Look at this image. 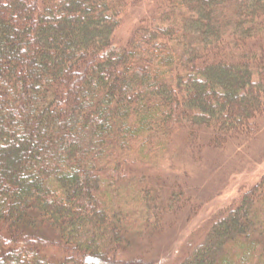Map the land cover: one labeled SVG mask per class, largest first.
I'll use <instances>...</instances> for the list:
<instances>
[{
    "label": "trees",
    "instance_id": "16d2710c",
    "mask_svg": "<svg viewBox=\"0 0 264 264\" xmlns=\"http://www.w3.org/2000/svg\"><path fill=\"white\" fill-rule=\"evenodd\" d=\"M137 1L0 0V264L136 263L158 158L257 131L264 0H155L115 47ZM180 264H264V176Z\"/></svg>",
    "mask_w": 264,
    "mask_h": 264
},
{
    "label": "rangeland",
    "instance_id": "374dc122",
    "mask_svg": "<svg viewBox=\"0 0 264 264\" xmlns=\"http://www.w3.org/2000/svg\"><path fill=\"white\" fill-rule=\"evenodd\" d=\"M155 11V0H138L128 6L113 34L114 46L124 45L139 21L153 20L157 15ZM257 125V131L242 144L207 147L209 140L206 137L197 141L195 147L204 145V148L195 157L180 144L181 141L170 154L164 153L158 158L156 168L146 173L151 180V195L155 202L151 200L135 211L145 220L143 226L149 220L159 236H151V231H140L133 237L129 253L139 258L133 264H180L202 242L209 227L260 181L264 176V115ZM174 181L181 190L188 185L185 190V195L191 197L188 209H179L177 204L169 211L165 209L163 200L175 191ZM177 198L180 202L181 196ZM155 205L161 209L156 226L150 221L149 214L151 206ZM143 248H148L149 252L142 253Z\"/></svg>",
    "mask_w": 264,
    "mask_h": 264
}]
</instances>
